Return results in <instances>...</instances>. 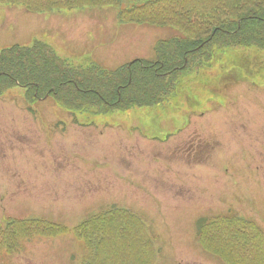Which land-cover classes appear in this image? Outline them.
Returning a JSON list of instances; mask_svg holds the SVG:
<instances>
[{
    "label": "rangeland",
    "instance_id": "374dc122",
    "mask_svg": "<svg viewBox=\"0 0 264 264\" xmlns=\"http://www.w3.org/2000/svg\"><path fill=\"white\" fill-rule=\"evenodd\" d=\"M51 1H0V52L52 50L36 46L37 87L0 71V264H256L264 48L217 42L200 19L135 21L113 0L26 4Z\"/></svg>",
    "mask_w": 264,
    "mask_h": 264
},
{
    "label": "trees",
    "instance_id": "16d2710c",
    "mask_svg": "<svg viewBox=\"0 0 264 264\" xmlns=\"http://www.w3.org/2000/svg\"><path fill=\"white\" fill-rule=\"evenodd\" d=\"M0 1L5 4L14 3V0H0ZM96 1L99 0H53L46 6L45 5L38 6V5H33L31 3H26V4L31 9L34 10H38V11L46 10L52 12L60 9L75 8L78 6L79 7L89 6L91 2H96ZM116 1H117V5L121 4L122 2L124 4H128L127 6L128 8L122 9L119 14L126 16L131 15L133 19L134 17L138 19L135 21L142 22L145 21L144 19H147L152 23L158 25L162 24V25H171V26H178L181 28H185L191 22L196 23V21L200 19V20H204L206 22V25L209 26V28L210 27L215 28L216 33L224 34L226 36L225 39V36L222 35L223 39L217 42H222L228 45L234 44L233 42L236 43L238 42L239 44L244 45L245 47L251 43H258L261 48H264V0H259L257 1L256 5L251 4L250 6H248L246 0H209L212 3L207 4L205 6L202 5V3L203 1L206 0H143L142 4L140 5L137 3L138 0H113V2ZM191 25L194 26L193 24ZM178 44L182 47V49L180 50L177 48L176 55L183 54L184 52L188 51L189 47H191L189 46V42H182V43L178 42ZM39 45L43 46V44L37 42L36 46L39 47ZM36 46L30 48H24L14 45L6 50L5 49L2 50L0 52V71H9V72L11 71L13 75L19 74L21 78L27 79L28 81L32 82L30 83L27 81L25 84L31 87H37L36 84L38 82H36V80L41 77H39V75L36 72L37 70H36L35 62L36 60H39L43 52L42 50H37ZM43 47L45 48V46ZM46 51L48 53L51 52V50H46ZM49 58L48 57L43 58L42 59L43 63L45 59H49ZM173 59L175 58L174 56L171 55L169 57V60L173 61ZM57 67L59 66L57 65ZM59 71L60 70H57L55 74H50L47 76L42 75V77L53 79L52 77L53 75H58V74L66 75L65 73H63V70H61L60 73ZM68 74L71 75L72 73L68 72ZM154 79H156L157 82L159 81L157 75H154ZM56 80H57L56 83L57 85L67 82V79L65 80V82L64 80H61L59 78H57ZM168 81H170V79ZM90 84L91 85L89 86H91V88H87L89 89L88 91L93 93L92 95L93 99H99L101 97L100 89L97 88L94 90V88L99 85L98 81L97 83L94 84V81L92 79ZM107 85L108 84L106 83L105 86ZM100 86H101V82H100ZM123 89H124L123 86L119 87L118 84L114 85L111 88V90L114 93H116V91L118 93L119 90L127 92L126 90ZM52 90L54 89H51V91ZM141 92L144 93V91L142 90ZM134 93L136 92H133L134 101L139 100L140 98L134 96ZM90 104L91 102H87L85 104V107H89ZM115 104L116 103L110 105L115 106ZM109 107L110 106L105 107L103 112L107 110ZM235 221L241 222L240 219H235ZM260 237L256 238L258 245L251 243L252 246H249L248 249L246 250L247 258L253 253V250L255 251V254L251 256L249 259H253L256 264H258L255 260L258 253L264 255V245H263L264 237L263 236ZM261 243L263 244L261 245ZM99 252L100 251H98V253ZM123 259L126 260V256Z\"/></svg>",
    "mask_w": 264,
    "mask_h": 264
},
{
    "label": "bare ground",
    "instance_id": "6f19581e",
    "mask_svg": "<svg viewBox=\"0 0 264 264\" xmlns=\"http://www.w3.org/2000/svg\"><path fill=\"white\" fill-rule=\"evenodd\" d=\"M36 61H37V60H36ZM35 64H36V62H35ZM151 82H153V86H154V87L157 86L158 88H162L161 86H158L159 83H157L156 79H151ZM98 83L100 84L99 81H98ZM181 130H182V129H181ZM170 135H171V134H168L165 138L169 137ZM165 138H164V139H165ZM206 141H207V140H206ZM210 141H212V142H213V141L216 142V140H210Z\"/></svg>",
    "mask_w": 264,
    "mask_h": 264
}]
</instances>
